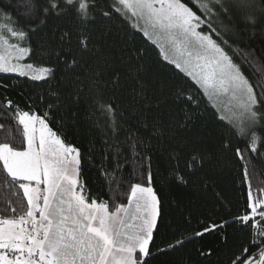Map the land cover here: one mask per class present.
<instances>
[{
	"label": "snow or ice",
	"instance_id": "obj_1",
	"mask_svg": "<svg viewBox=\"0 0 264 264\" xmlns=\"http://www.w3.org/2000/svg\"><path fill=\"white\" fill-rule=\"evenodd\" d=\"M114 19L190 83L154 79L144 49L109 41ZM0 74L46 86L24 107L0 95V264H184L190 237L157 243L164 211L153 164L166 157L169 185L206 188L218 151L242 171L243 212L221 205L220 220L194 235L220 230L223 264H264V188L254 195L252 184L264 162V0H0ZM82 106L108 199L86 192L85 157L68 140ZM125 173L118 203L111 185Z\"/></svg>",
	"mask_w": 264,
	"mask_h": 264
},
{
	"label": "trees",
	"instance_id": "obj_2",
	"mask_svg": "<svg viewBox=\"0 0 264 264\" xmlns=\"http://www.w3.org/2000/svg\"><path fill=\"white\" fill-rule=\"evenodd\" d=\"M112 34L108 37L109 41L123 43L127 40L129 44L134 42L136 47L146 51L145 63L150 69L153 78H160L170 84L184 85L190 83L189 78L180 73L174 66L168 64L159 56L158 49L147 41L143 35L131 28H125L124 23L120 20H112L110 22ZM254 41L259 47V39ZM34 63H39L38 59L34 58ZM0 83L10 85L7 93L0 88V95H8L14 99L21 107H24L28 94L35 95L46 87L43 82H32L27 78H20L14 75L0 74ZM39 84V87L37 86ZM203 107V105H202ZM210 107V104H209ZM213 111L205 112V117L209 122L213 121ZM88 109L82 106L80 109V121L76 128L68 133L69 142L80 147L85 160L82 162L80 170V181L85 186L86 192L90 193L94 198L108 199L103 195L108 192L109 188L102 186L101 180L95 166L89 157L90 141L97 140L96 130L92 128L91 121L87 119ZM8 132L11 133V127L5 122ZM3 136L0 135V140ZM19 144V138L15 141ZM232 143L235 145L236 140ZM218 148V141H214L211 145ZM220 158V164L211 174L209 187H183L177 185H169L166 179L168 173L164 169L162 162L164 158L157 157L153 164V171L156 174L154 180V188L163 201L164 217L157 236V243H160L161 238L174 242L175 238L190 237L178 255L182 256L184 264H223L225 257L224 244L221 239V232L205 234L203 237H196L195 231L201 230L205 223L211 224L214 221H219L220 217L215 215V211L224 205L226 209L233 214L243 212V206L247 195V186L242 182V171L239 165L232 159V153L217 152ZM252 171V166H250ZM128 172H132V168H128ZM131 182H143L138 176L134 175ZM253 194L256 195L260 188H264V162H258L257 167L252 171ZM111 188L118 191L122 195L117 198L116 202L126 203V195L129 191V181L127 173L123 180H118L116 185H111ZM264 196V193H261ZM210 217V219H207ZM190 219L191 223L187 221ZM231 219V217H229ZM231 232V229H227ZM200 252L209 253L212 255L201 256ZM160 259H166L161 257Z\"/></svg>",
	"mask_w": 264,
	"mask_h": 264
},
{
	"label": "rangeland",
	"instance_id": "obj_3",
	"mask_svg": "<svg viewBox=\"0 0 264 264\" xmlns=\"http://www.w3.org/2000/svg\"><path fill=\"white\" fill-rule=\"evenodd\" d=\"M142 34V33H141ZM148 41V40H147ZM150 42V41H148ZM151 43V42H150ZM159 51V50H158ZM173 66V65H172ZM179 71V70H178ZM8 75H14V74H8ZM15 76V75H14ZM18 77V76H17ZM20 78H25V77H20ZM221 115H223L224 113H220Z\"/></svg>",
	"mask_w": 264,
	"mask_h": 264
}]
</instances>
